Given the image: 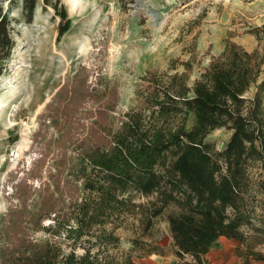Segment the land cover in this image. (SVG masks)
Wrapping results in <instances>:
<instances>
[{
    "label": "trees",
    "instance_id": "16d2710c",
    "mask_svg": "<svg viewBox=\"0 0 264 264\" xmlns=\"http://www.w3.org/2000/svg\"><path fill=\"white\" fill-rule=\"evenodd\" d=\"M10 1L0 0V76L14 47L12 19L3 6ZM22 4L31 23L36 0ZM56 12L59 40L70 19L63 9ZM182 65L184 71L173 74L148 71L141 106L124 113L116 128L111 117L114 90L102 101L105 89L87 83L84 66L64 82L39 115L35 142L46 141L38 145V156L31 167L7 174L5 184L15 203L1 217L0 264H133L115 261L104 248L118 243L115 231L126 214H141L147 231L168 205L177 209L166 220L179 259L205 264L220 237L245 241L240 227L251 218L245 201L248 163L260 161L264 169V51L227 41L192 86L191 63ZM86 101L102 103L82 112ZM83 115L92 120L80 135ZM189 116L194 118L191 126ZM220 128L230 132L222 149L205 141ZM51 144L60 151L49 163ZM66 144L77 156L70 169ZM138 194L155 198L135 203ZM38 232L58 239L69 251L49 239H35ZM159 249L149 252L159 254ZM249 257L264 260L259 252L250 251Z\"/></svg>",
    "mask_w": 264,
    "mask_h": 264
},
{
    "label": "rangeland",
    "instance_id": "374dc122",
    "mask_svg": "<svg viewBox=\"0 0 264 264\" xmlns=\"http://www.w3.org/2000/svg\"><path fill=\"white\" fill-rule=\"evenodd\" d=\"M22 1L3 4L12 19L14 47L0 76V225L9 204L15 203L10 198L12 188L5 184L7 174L17 167H31L38 156V145L46 141L35 142L39 115L64 82L72 80L79 67L87 69L88 84L105 89L102 101L113 90L116 92V105L111 111L116 128L124 113L141 106L143 77L148 71L182 72V63L188 61L191 63L188 84L192 86L227 41L247 50L264 51V0H36L31 23L26 21ZM61 9L68 15L70 27L58 40L56 11ZM100 102L86 101L82 112L96 109ZM91 120L92 117L83 115V129L77 128V133L85 135ZM193 120V116L188 117V126ZM48 131L58 137L52 127ZM229 136L226 129H215L205 141L222 149ZM54 145L49 147V163L60 151ZM65 151L71 159L70 169L76 152L69 144ZM166 157L170 160L171 153ZM52 170L55 172L57 166H52ZM86 172L91 173L89 165ZM248 174L245 201L251 218L250 224L240 227L246 239L238 242L220 237L206 254L205 264H264V260L249 257L250 251L264 254L262 163L249 161ZM42 177L47 178L44 171ZM154 198L155 194H138L133 201L146 204ZM176 211L175 206L168 205L147 231L140 221L141 214H126L121 227L115 231L118 243L104 249L119 262L193 263L190 257L179 259L174 254L166 216ZM33 237L49 239L60 244L65 252L69 251L58 239L41 232ZM155 246L160 248L159 254L149 252ZM82 251L76 248L78 254Z\"/></svg>",
    "mask_w": 264,
    "mask_h": 264
}]
</instances>
